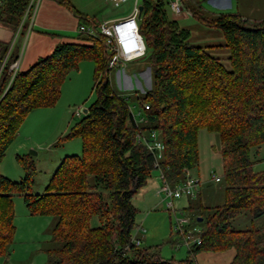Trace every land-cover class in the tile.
Wrapping results in <instances>:
<instances>
[{
  "label": "trees",
  "instance_id": "trees-1",
  "mask_svg": "<svg viewBox=\"0 0 264 264\" xmlns=\"http://www.w3.org/2000/svg\"><path fill=\"white\" fill-rule=\"evenodd\" d=\"M56 1L74 10L68 0ZM29 2L2 0L0 22L24 34L32 15ZM182 2L186 14L222 31L230 68L206 51L212 46L187 41L190 32L168 16L167 0H141L139 31L146 44L142 58L152 77V87L136 101L138 116L141 113L145 120L142 125L135 124L137 112L110 84L109 53L100 34L77 28V41L58 43L13 76L8 67L18 58V47L0 42V66L9 51L0 72V162L29 112L54 105L68 73L80 62H93L97 95L59 140L81 137V154L61 159L42 194L31 193L35 166L28 157L17 156L23 169L20 181L0 173V259L8 254L15 233L12 197L21 194L31 214L55 217L46 247L49 264H194L197 252L229 248L235 253L228 264H264V169L254 170L256 161L251 159L256 148L264 147V18L213 15L197 0ZM75 14L78 26L97 27L100 22L76 10ZM201 128L219 136L223 203L204 205L198 190L188 208L195 210L193 222L201 226L194 233L200 243L189 247L184 260L164 259L160 245L136 247L131 241L138 212L132 198L153 169L158 168L172 186L185 178L186 170L197 163ZM138 129L146 136L156 130L163 141L159 167L153 153L136 142ZM244 211L250 215V226L232 228L231 221ZM94 217L98 223L93 226ZM191 223L187 227H196Z\"/></svg>",
  "mask_w": 264,
  "mask_h": 264
},
{
  "label": "rangeland",
  "instance_id": "rangeland-1",
  "mask_svg": "<svg viewBox=\"0 0 264 264\" xmlns=\"http://www.w3.org/2000/svg\"><path fill=\"white\" fill-rule=\"evenodd\" d=\"M68 1L83 16L97 20L120 17L127 14L133 6V0L123 1L117 6L108 0ZM197 1L200 2L206 13H213V15L237 13L245 15L249 19H260L264 16V0ZM45 2L43 1V4ZM65 8L70 12L69 8ZM166 10L170 18L177 19L181 27L189 30L190 35L187 41L190 44L202 47L212 46L206 48V51L217 58L225 68H230V51L225 47V37L219 28L204 26L186 12L182 15H175L169 4ZM33 11L34 6L31 14ZM60 14L65 16L64 12L57 11L55 6L49 5L41 15L47 23L56 24L61 21ZM75 23L73 22V27H75ZM70 24L68 22L67 26ZM74 34L70 32L68 40L77 41V36H72ZM30 45L31 39L30 43L26 45V56L30 55ZM41 56L45 57L46 55L42 54ZM144 58L130 61L124 67L114 68L108 74L114 91L126 98L135 112H137V98L152 87L150 67ZM28 68L29 66L24 67L22 65L21 68L18 67V70H27ZM93 68L92 61L81 63L78 70H72L68 73L61 86L59 99L54 105L38 107L29 112L0 162L2 175L12 181H20L23 177V169L17 160V156L28 157L35 166L31 193L42 194L61 159L68 155L81 154V137L59 140L80 120L83 109H88L96 99L97 95L93 89ZM142 124L143 122H140V125ZM219 146L217 133L209 132L204 128L198 131L197 163L189 173L192 177L200 180V197L203 204L209 207L223 203V181L216 182L211 179L213 174L220 179L223 174L222 161L218 153ZM256 149H258L254 153L256 157L254 158L251 154V159L256 161L253 168L254 170H261L264 169V147L261 146ZM151 178L147 182V186L145 185L144 189L139 190L132 198V203L138 210L135 217V227L141 225L145 229V232L139 235L142 240L141 246L160 245V253L164 259L184 260L189 248L185 245H179L175 249L174 242L178 243L180 240L176 233L175 223L177 219L186 217L192 222L191 225H196V230L200 232L201 226L193 222L197 217L196 212L194 209L188 208L190 200L195 199V197L181 196L173 199V210L169 211L166 201L157 195V190L162 184L160 171L153 169ZM12 204L15 233L8 254L0 259V264H49L46 247L50 246L48 244L51 241V230L55 217L31 214L25 206L21 194L13 195ZM91 223L93 226L97 225L98 222L95 217L92 218ZM231 226L234 229L248 228L250 226L249 213L244 211L235 217L231 221ZM234 253L233 248L219 252L201 251L195 253L194 258H192L194 264H228Z\"/></svg>",
  "mask_w": 264,
  "mask_h": 264
},
{
  "label": "built area",
  "instance_id": "built-area-1",
  "mask_svg": "<svg viewBox=\"0 0 264 264\" xmlns=\"http://www.w3.org/2000/svg\"><path fill=\"white\" fill-rule=\"evenodd\" d=\"M39 1L40 0H30L28 9H33L34 6L35 10ZM108 1L111 2L114 6H117L119 5V3L126 0ZM167 1L175 15H182V13L186 12L182 0ZM1 4L2 0H0V5ZM140 4L141 3L139 2V0H133V6L127 14L116 18L103 19L99 22L97 27L93 26V24L78 26L79 32H83L90 35L100 34L102 37H104L107 46V51L109 53V69L124 67L128 62L140 59L146 54V44L143 36L139 31L140 11L138 9V6ZM27 10L24 15V18L27 14ZM8 53L9 51L2 60L0 72L7 61ZM18 59L19 58L12 62L8 67V72H11L12 76L18 69ZM148 107V105H144L145 109H148ZM138 115L139 112L133 115L134 122L136 125L140 124V122L142 121H145L143 117ZM135 139L136 142L145 145L147 149L153 153L155 159L154 165L155 167H159L158 160L162 156L161 153L164 148V144L163 141L158 137L157 131L152 130L149 133V136H146L141 132V130L138 129L135 134ZM160 178L162 180V184L159 188V193L162 199L166 201V206L169 211L171 209L173 210V199L180 198L181 196L195 197L201 185L200 180L192 177L188 170H186L185 172V178L174 186L168 183V181L164 178L161 172ZM211 179L216 182L220 181V177L215 176L214 174L211 176ZM188 223L189 220L186 217L176 220L175 229L176 233L180 238V244H176L177 247L179 245H185L187 248H189L192 244L200 243V238L194 235L195 232L199 231L196 230L195 226L187 227ZM135 231L138 234H142L145 232L144 228L141 225H138ZM131 241L136 247L140 246L141 244V239L134 233L131 238ZM127 248L128 246L125 247V249Z\"/></svg>",
  "mask_w": 264,
  "mask_h": 264
},
{
  "label": "crops",
  "instance_id": "crops-1",
  "mask_svg": "<svg viewBox=\"0 0 264 264\" xmlns=\"http://www.w3.org/2000/svg\"><path fill=\"white\" fill-rule=\"evenodd\" d=\"M43 1H46V2L43 4ZM54 1L55 2H53L52 0H40L39 1L37 7L34 10V13L30 17L28 29L25 31L24 34L19 32V29L16 31V33H13L11 27L4 25L0 22V42L6 43L8 41H11V47L12 46L14 48L18 47V58H19L18 67L21 68L22 65L24 67L25 66L28 67L32 63H34L35 60L42 57L41 56L42 54L44 55L49 54L58 43L65 42V41H71V40H68V38L70 37L68 36L70 32L75 33L72 36L78 35V32H77L78 17L75 14V9L72 7L74 10L70 8V12H69L68 9L65 8L66 6L64 7L63 4L58 3L56 0ZM49 5H53L57 9V11H62L65 13V16L60 14L61 15L60 22H57L56 24H49L46 22L45 18L41 15L44 12V10L47 9V6ZM242 16L245 18H248L245 15H242ZM262 18H264V16L261 17L260 19ZM68 22L71 23L69 26H67ZM73 22H76L75 27H73L72 25ZM30 39H31V45H30V50H29L30 55L26 56L25 49H26V45L30 43ZM32 49H37V50L33 51ZM83 62H80L79 65ZM79 65L76 70L79 69ZM138 112L139 111L137 110V113ZM141 115L142 114L140 113V116ZM150 179L152 178L150 177L149 180ZM144 187H142L141 189H144ZM157 191H158L157 195L161 196L159 193V190ZM134 234L136 236L141 235V234H138L136 231ZM139 238L141 239V237ZM141 244H142V240H141ZM174 246L176 249L177 245L174 244Z\"/></svg>",
  "mask_w": 264,
  "mask_h": 264
},
{
  "label": "water",
  "instance_id": "water-1",
  "mask_svg": "<svg viewBox=\"0 0 264 264\" xmlns=\"http://www.w3.org/2000/svg\"><path fill=\"white\" fill-rule=\"evenodd\" d=\"M138 9H139V11L141 12V10H142V4H140L139 6H138ZM87 112V109H83V113H86ZM200 220V219H199Z\"/></svg>",
  "mask_w": 264,
  "mask_h": 264
}]
</instances>
